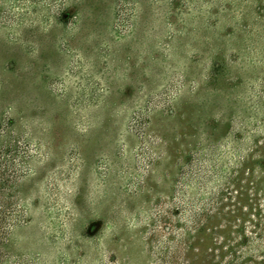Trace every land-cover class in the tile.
I'll list each match as a JSON object with an SVG mask.
<instances>
[{
	"label": "rangeland",
	"instance_id": "rangeland-1",
	"mask_svg": "<svg viewBox=\"0 0 264 264\" xmlns=\"http://www.w3.org/2000/svg\"><path fill=\"white\" fill-rule=\"evenodd\" d=\"M48 2L0 0V121L15 122L10 153L24 155L19 197L30 218L14 229L3 264H157L165 247L181 264L186 245L169 243L164 224L157 240L146 242L143 231L151 232L156 213L177 208L184 217L202 199V180L193 186L188 165V149L198 147L192 168L202 175V89L181 90L185 101L173 102L172 117L152 114L151 128L182 132L177 142L183 154L155 166L150 143L127 129L147 105L176 100L188 57L195 59L189 75L202 79V0H141L136 6L128 0H69L71 7L79 5L81 17L66 23L43 8ZM118 4L120 20H114ZM93 13L100 15L101 29ZM166 21L191 30L177 42V53L151 62L154 54H164L153 47ZM132 22L138 30L131 35ZM111 23L126 37L109 38ZM234 146L228 138L217 153L233 160ZM221 180L218 171L203 192ZM204 239L203 246L195 240L189 256L208 255L213 241ZM233 245L232 236L219 238L218 264L237 263ZM258 246L262 255L254 253L249 264H264V242Z\"/></svg>",
	"mask_w": 264,
	"mask_h": 264
},
{
	"label": "trees",
	"instance_id": "trees-1",
	"mask_svg": "<svg viewBox=\"0 0 264 264\" xmlns=\"http://www.w3.org/2000/svg\"><path fill=\"white\" fill-rule=\"evenodd\" d=\"M48 1L43 8L52 16L57 15L60 23L81 17L79 5L71 7L69 0ZM112 1L122 3V0ZM159 1L173 4L175 0H155ZM140 2L128 0L133 6ZM121 8L118 4L114 20H120ZM93 17L95 25L100 29L104 27L99 14L93 13ZM136 25L135 22L130 25L131 35L138 30ZM164 26L166 32L155 37L153 48L156 52L163 50L165 56L154 54L151 62L158 61L160 56L166 59L169 51L171 55L177 53V42L182 34L191 30L184 22L178 26L166 21ZM109 27L113 32L109 38L126 37L117 31L119 25L111 23ZM187 60L186 69L177 77L176 100L164 101L153 108L147 105L141 115L130 120L127 132L136 140L139 136L150 143L155 166L178 152L183 154L184 149H180L181 144L178 146L177 142L182 132L175 127L151 128L152 114L172 117L175 113L171 107L173 102L185 101L184 88L192 94H199L202 89V175L192 168L193 154L198 147L188 149L190 162H187L190 172L194 173L193 186L202 180V199L194 200L198 204L191 205L184 217L177 208L156 213L151 218V232L143 231L147 235L144 240L151 242L161 237L158 229L164 224L163 233L168 236L169 243L186 245L187 254L181 264H218L215 246L220 237L230 239L232 236L234 245L230 251L234 253L236 264H249L254 253L262 255L258 243L264 242V0H202L201 80L191 78L188 73L192 66L190 62L194 63L195 59L188 57ZM157 67L159 69L158 63ZM235 122L239 124L238 129L233 128ZM224 125H227L225 132ZM14 127L12 119L0 121V264L8 257L14 229L30 220L19 197L24 155L19 150L15 157H12L14 150L10 153L15 140ZM228 138L235 142L233 160L217 153L218 146ZM244 145L248 146L245 152L242 150ZM230 161L234 163L232 169L229 168ZM218 171L227 182L221 180L222 184L218 183L209 193H204L203 189ZM231 184L233 189H229ZM246 187H251V195L244 192ZM206 237L213 241L208 255L202 251L201 256H189L188 251L195 249L192 245L195 240L202 239L203 246ZM165 248L157 253V264H175L176 258L168 252V247Z\"/></svg>",
	"mask_w": 264,
	"mask_h": 264
},
{
	"label": "water",
	"instance_id": "water-1",
	"mask_svg": "<svg viewBox=\"0 0 264 264\" xmlns=\"http://www.w3.org/2000/svg\"><path fill=\"white\" fill-rule=\"evenodd\" d=\"M94 225L91 227V230L93 229Z\"/></svg>",
	"mask_w": 264,
	"mask_h": 264
}]
</instances>
